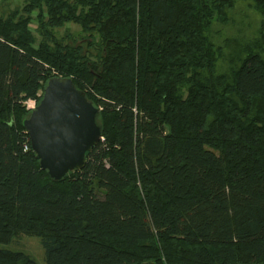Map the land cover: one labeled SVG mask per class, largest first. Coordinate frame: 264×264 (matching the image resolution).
<instances>
[{
	"label": "trees",
	"instance_id": "obj_1",
	"mask_svg": "<svg viewBox=\"0 0 264 264\" xmlns=\"http://www.w3.org/2000/svg\"><path fill=\"white\" fill-rule=\"evenodd\" d=\"M238 1L258 26L216 41ZM53 76L100 108L103 136L58 181L22 124ZM20 235L40 238L45 264H264V0H23L0 14V245ZM0 264L37 262L0 246Z\"/></svg>",
	"mask_w": 264,
	"mask_h": 264
},
{
	"label": "water",
	"instance_id": "obj_2",
	"mask_svg": "<svg viewBox=\"0 0 264 264\" xmlns=\"http://www.w3.org/2000/svg\"><path fill=\"white\" fill-rule=\"evenodd\" d=\"M100 108L70 77L47 79L42 96L22 124L39 165L53 180L86 164L102 136Z\"/></svg>",
	"mask_w": 264,
	"mask_h": 264
},
{
	"label": "rangeland",
	"instance_id": "obj_3",
	"mask_svg": "<svg viewBox=\"0 0 264 264\" xmlns=\"http://www.w3.org/2000/svg\"><path fill=\"white\" fill-rule=\"evenodd\" d=\"M23 4V0H0V14H6L14 8H19ZM236 9L234 10L236 24L223 25L216 24L213 28V37L216 41H222L227 32L238 35L244 32L254 30L260 21V16L255 12L254 9L248 7L247 2L238 1L236 3ZM247 15V17H244ZM68 28L72 32L74 37H78L80 27L75 24H68ZM240 31V32H239ZM248 31V32H247ZM60 34H63V29H60ZM249 34V33H248ZM1 247L10 248L12 250H20L32 257L37 264H45L44 252L41 245L40 238L36 236L20 235L14 238L9 244L0 245Z\"/></svg>",
	"mask_w": 264,
	"mask_h": 264
},
{
	"label": "built area",
	"instance_id": "obj_4",
	"mask_svg": "<svg viewBox=\"0 0 264 264\" xmlns=\"http://www.w3.org/2000/svg\"><path fill=\"white\" fill-rule=\"evenodd\" d=\"M34 106H35V101H33V100H29V101L27 102V107H28L29 109L33 108ZM102 140H103V136H101L100 141H102ZM25 148H27L26 145H25Z\"/></svg>",
	"mask_w": 264,
	"mask_h": 264
}]
</instances>
